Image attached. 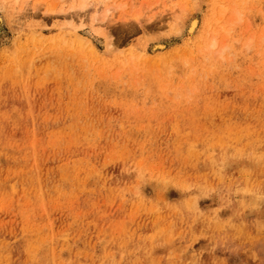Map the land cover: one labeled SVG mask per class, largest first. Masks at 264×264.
Here are the masks:
<instances>
[{
    "label": "rangeland",
    "instance_id": "374dc122",
    "mask_svg": "<svg viewBox=\"0 0 264 264\" xmlns=\"http://www.w3.org/2000/svg\"><path fill=\"white\" fill-rule=\"evenodd\" d=\"M82 1L0 0V264H264V0Z\"/></svg>",
    "mask_w": 264,
    "mask_h": 264
},
{
    "label": "bare ground",
    "instance_id": "6f19581e",
    "mask_svg": "<svg viewBox=\"0 0 264 264\" xmlns=\"http://www.w3.org/2000/svg\"><path fill=\"white\" fill-rule=\"evenodd\" d=\"M86 1L87 0H83L81 3L82 4H80L81 5V7L82 6H84L85 5V3H86ZM106 2H108V0H99V4L100 5H104ZM125 7V4H121V5H119L118 6V8H124ZM91 10V9H90ZM110 10L111 9H108V11L107 12H105V14H102L103 15V17H109L110 16ZM112 11V10H111ZM79 12V11H78ZM86 12V11H85ZM76 13V12H75ZM75 13L73 12V14L71 13V14H66V13H64V14H66V15H64L65 17H64V19L65 20H68L67 22H73V25L71 24V26L70 27H74L75 25H76V20H77V22L78 21H81L80 20V16H82V14H77L76 13V15H75ZM100 7L99 8H97L96 9V11L94 12V14H93V17H94V19L95 20H97V21H100L101 20V18H100ZM63 15V14H62ZM102 17V16H101ZM101 23H103V22H101ZM67 25H69V24H67ZM196 25H197V20L196 19H192L191 20V23L189 24V26L187 27L188 28V31H189V33H192L193 31H194V29H195V27H196ZM77 31H76V29L75 30H72L71 28H70V30L69 31H67V32H64V33H62V34H64L66 37H67V35H74L75 37L76 36H78L77 35ZM79 38V37H78ZM214 46H216V42L213 44ZM225 48V47H224ZM221 53H223L222 51H221Z\"/></svg>",
    "mask_w": 264,
    "mask_h": 264
}]
</instances>
